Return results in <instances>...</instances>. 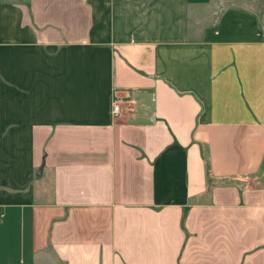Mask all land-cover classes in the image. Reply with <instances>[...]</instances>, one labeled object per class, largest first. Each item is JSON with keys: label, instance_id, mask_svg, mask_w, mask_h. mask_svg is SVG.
<instances>
[{"label": "crops", "instance_id": "0c3cea01", "mask_svg": "<svg viewBox=\"0 0 264 264\" xmlns=\"http://www.w3.org/2000/svg\"><path fill=\"white\" fill-rule=\"evenodd\" d=\"M0 264H264V0H0Z\"/></svg>", "mask_w": 264, "mask_h": 264}, {"label": "built area", "instance_id": "2783aa9c", "mask_svg": "<svg viewBox=\"0 0 264 264\" xmlns=\"http://www.w3.org/2000/svg\"><path fill=\"white\" fill-rule=\"evenodd\" d=\"M127 103L126 98L121 96L119 92H114L111 101V114L113 116H118L122 113V110Z\"/></svg>", "mask_w": 264, "mask_h": 264}]
</instances>
